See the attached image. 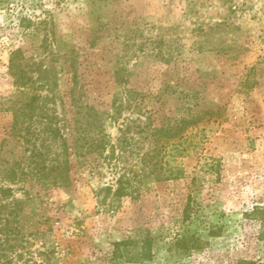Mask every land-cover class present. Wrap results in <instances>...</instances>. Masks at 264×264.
Instances as JSON below:
<instances>
[{
  "label": "rangeland",
  "instance_id": "374dc122",
  "mask_svg": "<svg viewBox=\"0 0 264 264\" xmlns=\"http://www.w3.org/2000/svg\"><path fill=\"white\" fill-rule=\"evenodd\" d=\"M63 144L67 188L3 182L7 163L48 149L54 159ZM119 178L128 196L112 202ZM2 184L23 202L22 230H38L1 251L11 264H130L111 262L113 243L146 231L157 240L143 264H264V0H0ZM189 200L220 234L172 256Z\"/></svg>",
  "mask_w": 264,
  "mask_h": 264
},
{
  "label": "trees",
  "instance_id": "16d2710c",
  "mask_svg": "<svg viewBox=\"0 0 264 264\" xmlns=\"http://www.w3.org/2000/svg\"><path fill=\"white\" fill-rule=\"evenodd\" d=\"M29 26L30 23L24 27L25 30L29 28ZM17 54L18 51L10 53L8 69L10 74L15 78L14 84L24 88L28 86L29 81L24 77L23 71L18 64V60L15 59ZM12 112L13 122L11 130L15 132L18 130L22 116H26L25 106L14 107ZM198 120L199 119L195 120L194 117L191 119H182L178 133L197 124ZM27 122L29 123L30 120ZM170 131L171 129L168 127L160 128L157 129L156 134H166L165 138H167L169 137L168 133H170ZM51 138L54 139L53 135ZM85 140L87 142V139ZM91 144L93 143H89V145ZM99 144L100 145H97L94 151H98L99 149L100 151H104L105 142H100ZM63 147L64 153L62 155L60 154L64 158L62 162L58 160V156H60L59 154H55L54 159L46 160L45 158L49 153L48 149V152L45 151L44 153L30 151L24 163L20 161H15L12 164L7 163L3 167V182L15 185L28 179L35 181V183L40 185L45 191L53 188H67L71 184L69 172L71 171L72 164H70L69 161L70 154L68 153V146L63 144ZM87 152H91V150H87ZM7 184L0 185V264H11V261H8L5 256L1 254V251L5 252L6 250H13L18 246L21 247V244H28V237H34V235L38 234V230L36 232L29 231L28 233L22 230L20 224L22 216L20 213L22 214L23 211V202L14 198V191L12 187H9ZM126 185V180L121 178L117 179L114 185L108 186L105 189L106 198L111 197L112 202H119L121 199L127 197L128 193L126 191ZM259 208L260 207H254L250 214L256 216L258 211L263 210ZM34 211L35 209H32V215L34 214ZM192 211L193 208L189 200L182 211L181 225L183 227L181 231L174 236L166 250L172 256L186 257L199 253L206 248V245L209 243L207 240L209 237L215 238L220 234L219 229H202L199 222L200 218L198 216L192 217ZM32 217L34 216H29V218ZM262 222H264V219ZM156 240V237H154L149 231H146L138 240L127 239L113 243L110 260L113 262L121 258H126L127 262L130 264H143L145 262H150L153 258L152 247ZM129 252H132L133 255L127 257ZM235 264L255 263L253 261L240 259L237 260Z\"/></svg>",
  "mask_w": 264,
  "mask_h": 264
}]
</instances>
